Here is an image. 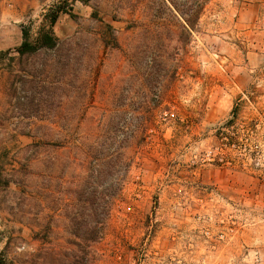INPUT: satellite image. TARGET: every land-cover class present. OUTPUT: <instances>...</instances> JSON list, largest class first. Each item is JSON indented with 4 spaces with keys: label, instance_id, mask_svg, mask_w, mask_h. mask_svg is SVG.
Returning a JSON list of instances; mask_svg holds the SVG:
<instances>
[{
    "label": "rangeland",
    "instance_id": "374dc122",
    "mask_svg": "<svg viewBox=\"0 0 264 264\" xmlns=\"http://www.w3.org/2000/svg\"><path fill=\"white\" fill-rule=\"evenodd\" d=\"M8 50L5 264H264V0H0Z\"/></svg>",
    "mask_w": 264,
    "mask_h": 264
},
{
    "label": "trees",
    "instance_id": "16d2710c",
    "mask_svg": "<svg viewBox=\"0 0 264 264\" xmlns=\"http://www.w3.org/2000/svg\"><path fill=\"white\" fill-rule=\"evenodd\" d=\"M72 1H78V0H72ZM188 1H193V0H188ZM195 4H197V10L194 11L191 2H189V6L186 7V11L182 12L178 10V6L173 2V0H167L169 2L171 8L178 13V15L183 18L184 24L189 27L190 29L193 28V24L197 21L198 16L201 14L203 7L207 4L208 0H194ZM63 10L60 9L59 5L55 7V12L51 15L50 21H49V28L47 30H40L38 32V35L33 41L29 40V33L27 30L22 29V42L21 44L13 50L15 54L18 55L19 58L25 57V56H30L35 53H37L40 50H54L56 47L58 48L59 42L54 36V34L51 31V28L54 26L56 23V20L58 19L59 14ZM192 17L193 20H192ZM191 19V20H190ZM12 51H6V52H0V57H5L11 54ZM11 61H13V58L10 57ZM0 66L3 67L4 64L3 62L0 63ZM5 66L11 67V64H5ZM3 181H2V176L0 174V188L4 187ZM105 217L109 216V206L105 208ZM82 235V234H81ZM97 232H95L94 228H89L88 230L84 231V235L82 237V241L84 242L85 246L80 247L81 245L79 243H76V246L81 250V251H87L88 248L97 240L100 238V236H96ZM101 235V234H100ZM77 239L81 240V236L79 233L75 234ZM84 254V253H83ZM88 254V251H87ZM86 255V253H85ZM0 264H5V260L3 258V255L0 253Z\"/></svg>",
    "mask_w": 264,
    "mask_h": 264
}]
</instances>
